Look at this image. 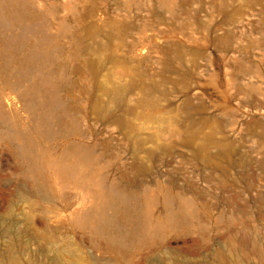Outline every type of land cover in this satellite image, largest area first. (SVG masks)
<instances>
[{
  "label": "rangeland",
  "instance_id": "374dc122",
  "mask_svg": "<svg viewBox=\"0 0 264 264\" xmlns=\"http://www.w3.org/2000/svg\"><path fill=\"white\" fill-rule=\"evenodd\" d=\"M0 264H264V0H0Z\"/></svg>",
  "mask_w": 264,
  "mask_h": 264
},
{
  "label": "bare ground",
  "instance_id": "6f19581e",
  "mask_svg": "<svg viewBox=\"0 0 264 264\" xmlns=\"http://www.w3.org/2000/svg\"><path fill=\"white\" fill-rule=\"evenodd\" d=\"M136 235L141 237V235L143 236L144 234H141V233H138V234L130 233V234H128L129 237H136Z\"/></svg>",
  "mask_w": 264,
  "mask_h": 264
}]
</instances>
